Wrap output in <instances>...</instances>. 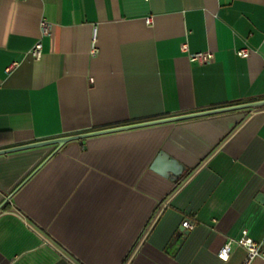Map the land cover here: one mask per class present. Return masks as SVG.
<instances>
[{"label":"crops","instance_id":"0c3cea01","mask_svg":"<svg viewBox=\"0 0 264 264\" xmlns=\"http://www.w3.org/2000/svg\"><path fill=\"white\" fill-rule=\"evenodd\" d=\"M259 99L264 0H0V148ZM54 148L0 155V264H245L243 230L264 249V106L71 140L37 168Z\"/></svg>","mask_w":264,"mask_h":264},{"label":"water","instance_id":"95a60500","mask_svg":"<svg viewBox=\"0 0 264 264\" xmlns=\"http://www.w3.org/2000/svg\"><path fill=\"white\" fill-rule=\"evenodd\" d=\"M260 106H264V99L247 101V102H240V103H236V104L219 106V107H215V108H209V109H204V110H199V111L189 112V113H183V114H177V115H172V116H165V117L155 118V119H151V120H145V121L131 123V124H124V125L113 126L110 128L93 130V131L84 132V133L70 134V135L59 136V137H55V138L37 140V141L29 142V143H24V144H19V145H15V146L0 148V155L15 152V151H21V150L41 147V146L55 145V148L52 150V152L37 166V168H38L49 157H51L61 146H63L65 143H67L71 140H79L80 141L82 138L89 137L92 135H98V134H102V133H109V132H114V131L132 129V128L155 125V124L166 123V122H174V121L184 120V119L193 118V117L222 113V112L238 110V109L255 108V107H260ZM37 168H35V169H37Z\"/></svg>","mask_w":264,"mask_h":264},{"label":"built area","instance_id":"2783aa9c","mask_svg":"<svg viewBox=\"0 0 264 264\" xmlns=\"http://www.w3.org/2000/svg\"><path fill=\"white\" fill-rule=\"evenodd\" d=\"M146 21L149 22V18H146ZM50 24L42 20L41 22V30L42 34L48 33L50 31ZM92 46L91 51L92 53H95L97 51L96 48V39H97V26L93 27L92 31ZM182 50L187 51V45L186 43H183L181 45ZM32 54L35 57H40L41 55V42L38 40L34 47L32 48ZM237 54L242 57H247L249 55V49L248 48H240L237 50ZM188 58L190 61L193 62H207L212 60L213 53L210 51H197V52H188ZM182 225L186 227H192L193 222L189 220H184L182 222ZM231 241L229 240L224 246L220 248L219 256L222 258H226L228 256V252L230 250ZM239 244H241L243 247L247 250V258L245 261V264H248L255 256L264 255V249H262L250 236H248L247 231H242V236L237 240Z\"/></svg>","mask_w":264,"mask_h":264}]
</instances>
